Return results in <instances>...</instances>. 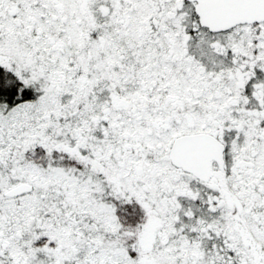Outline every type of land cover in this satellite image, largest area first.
I'll return each instance as SVG.
<instances>
[{
  "label": "snow or ice",
  "instance_id": "1",
  "mask_svg": "<svg viewBox=\"0 0 264 264\" xmlns=\"http://www.w3.org/2000/svg\"><path fill=\"white\" fill-rule=\"evenodd\" d=\"M0 264H264V0H0Z\"/></svg>",
  "mask_w": 264,
  "mask_h": 264
}]
</instances>
